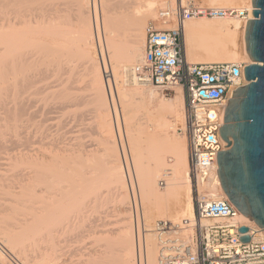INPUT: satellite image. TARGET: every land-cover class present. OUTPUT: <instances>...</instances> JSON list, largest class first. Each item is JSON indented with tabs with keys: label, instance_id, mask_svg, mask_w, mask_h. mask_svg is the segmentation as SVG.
I'll list each match as a JSON object with an SVG mask.
<instances>
[{
	"label": "bare ground",
	"instance_id": "6f19581e",
	"mask_svg": "<svg viewBox=\"0 0 264 264\" xmlns=\"http://www.w3.org/2000/svg\"><path fill=\"white\" fill-rule=\"evenodd\" d=\"M62 1L65 0H0V7H7L8 14L13 15L0 19V57H7L12 71L21 74L19 78L12 77L14 82L25 77L28 85L34 86V82L38 85L41 81L35 91L41 96L42 92L46 94L44 102L47 95L52 97L54 100L47 97L46 103L50 99L60 109L76 110L77 101L82 100L79 91L84 81L101 138H97L101 153L100 148L96 149L99 142L94 145L96 154L93 149H83L84 146L81 149L76 145L80 149L74 151L64 144L54 153L51 150L56 148L51 145L49 153L41 151L45 142L41 148L34 143L37 148L33 150L5 157L10 163L19 164V169L25 166L19 179H9L2 173L1 167L9 163L0 159V264H12V257L16 264H59L56 231L60 223L70 213L80 211L86 197L99 199L105 187L117 192L119 224L103 240L99 255L90 254L75 264H157L155 223L162 220L178 224L194 217L184 102L179 87L173 88L170 98L161 97L151 85L135 80L133 68L143 57L147 20H153L157 29L169 30L174 28L172 17L159 16L158 0H120L121 4L116 1L119 7L111 0H72V15L61 8ZM197 3L214 9L248 10V18H252L251 0ZM112 5L117 11L106 12ZM174 6L175 0H171L170 9ZM245 26V20L237 16L185 20L182 31L187 61L254 65L245 49ZM75 61L82 68L80 75ZM104 69L109 71L110 80L105 79ZM47 79L52 81L42 85ZM34 88L30 89L34 92ZM136 96L143 100L142 111L131 109ZM177 129L182 134H177ZM12 164L11 167L15 166ZM86 166L94 167L90 170L97 174L87 177L91 171L87 173ZM159 180L164 181L163 188L159 187ZM66 182L72 191L68 185L65 188ZM208 191L215 192L217 199L228 200L221 185L217 189L208 187ZM126 207L133 211L128 212ZM138 210L144 227L141 236L139 222L135 224L130 216ZM239 221L245 223L246 219L240 215ZM190 233V229L185 232Z\"/></svg>",
	"mask_w": 264,
	"mask_h": 264
},
{
	"label": "built area",
	"instance_id": "2783aa9c",
	"mask_svg": "<svg viewBox=\"0 0 264 264\" xmlns=\"http://www.w3.org/2000/svg\"><path fill=\"white\" fill-rule=\"evenodd\" d=\"M158 2L163 6L159 16L170 14L174 28L161 30L151 22L147 24L143 57L133 68V76L163 97L173 95L174 87L181 89L194 217L178 224L162 220L155 223L157 264H264V231L246 218L241 223V214L227 199H217L215 192L208 191V187L217 189L220 185L216 152L229 147H225L219 128L232 91L249 84L244 78L248 65L188 62L182 31L189 18L237 16L246 23L253 17L248 18V10L208 8L191 0L184 4L175 0L173 9L169 7L171 0ZM103 74L106 80L111 79L107 69ZM229 141L232 143V139ZM132 220L139 222L141 236L143 219L139 210L132 213ZM241 227L247 232L240 234ZM189 229L191 233L185 234ZM244 236L249 237L248 242L241 241Z\"/></svg>",
	"mask_w": 264,
	"mask_h": 264
},
{
	"label": "rangeland",
	"instance_id": "374dc122",
	"mask_svg": "<svg viewBox=\"0 0 264 264\" xmlns=\"http://www.w3.org/2000/svg\"><path fill=\"white\" fill-rule=\"evenodd\" d=\"M111 1L114 2V4L116 3V1L120 2V0L119 1L118 0H111ZM191 1H193V3H195V4H198L197 0H191ZM62 2L63 3L61 5L62 6L64 5V7L61 6V8L63 10H67L66 11L67 14L72 15V12L74 9V2L72 0H65ZM121 2H122V0H121ZM121 2L119 4H121ZM126 2L131 3V2H133V0H124L123 1V3H126ZM116 5H118V3H116ZM65 6H66V8H65ZM112 6L107 7V8H110L111 10L106 8L105 11L108 10L106 12L115 13V11H117V8H114V6L113 7ZM118 7H119V5H118ZM1 8L2 7H0V19L2 18V21H3V19L6 20L7 18H12L13 15L10 16V14H8V12L6 11L7 7L6 8L3 7L2 10H1ZM68 12H70V13H68ZM73 16H74V14H73ZM150 20L151 19L147 20V24L150 22L151 23L153 22V20H151V21ZM0 22H1V20H0ZM147 24H146V26H147ZM75 60L77 62L79 61V60H77V58H75ZM9 61L10 60L7 57H0V157H1L0 159H4V161H7V160H5V157L7 158V156H8L7 159H9V158L15 157V154H16V156H19L21 153H26V151L28 152L30 150H33L36 147V146H34V143H35V145H37V147L41 145L39 147V148H41L42 147L41 143H43V146H44V142H45V147H42L41 151L47 150L49 152L50 149L48 150V148L52 145L51 148L52 149L56 148V150H51L52 152L51 151L50 152L54 153L55 151H57L58 146L62 147V145L64 144L63 146H66L69 148L71 147V149H74V151L78 150L84 146L83 149L86 148L85 150H90V151L93 149V153L96 154L95 153L96 150H94L95 149L94 145H97L99 142V144L97 145L98 147H96V149L100 148L99 145H101V142H100V140H97V138L98 139L100 138L99 137L100 134H99V131L97 130L96 125H95L96 119H95V115L93 113L92 105L88 104L89 103L88 102L89 92H87L88 88L85 86L86 83L83 81V84L81 85V82H79L80 83L79 85L82 86V87H80V89L81 88L82 89L79 91V95L82 96V100H80L81 98H79V100L77 101V106L74 107L76 109L74 112L71 109H68V110L72 111L71 115H70L68 113V110L60 109V108H58L59 106H56V103L53 104L52 101L54 99L52 97H49V95H47V97L51 98L52 101H50V99H48V102L46 103L47 97H45L46 101L44 102L43 98L46 94H44V92H42L43 94L41 96V93L37 92V90L35 91V89L39 88V84L41 83V81H39L38 85H37V82L33 83V84L36 83L34 85L35 88L33 85L32 86L28 85L25 77L22 78L24 81L20 78L21 80L19 79L18 83L14 82L12 80V77L19 78L21 76V74H18V72L12 71V68H11V65L9 64L10 63ZM76 61H75V64H77ZM77 66L79 67V69L76 68V72H77V70H79L80 73L79 72H77V73H79V75H80V74H82V72H81L82 68L80 67V63L77 64ZM49 68L52 69L51 67H48V69ZM32 72H33V70H32ZM49 79H52V78H49ZM21 81H22V83H21ZM45 81H46V83H48L49 81H52V80H48V79L43 80L42 85L44 84ZM22 85H23V87H22ZM32 87L34 88V92L36 94L33 92L32 89H30ZM84 89H86V90H84ZM86 95H88V97ZM170 97L171 96L164 97V98L168 99ZM40 98H42V100H41L42 103L40 102ZM86 101H87V103H86ZM141 101H143V100H141L138 96L134 97L131 101L132 102L131 109L132 110H135L137 108L139 109L141 107ZM13 103H14V105H13ZM33 103H34V105H33ZM43 104H45V107ZM90 107H91V109H90ZM39 108H40V110H39ZM74 108H72V109H74ZM28 109H29V111H28ZM62 110H64L65 113L62 112ZM89 110H91V112ZM140 110H141V108L139 109V111ZM58 111L59 112L61 111V113L63 115L61 113H59ZM67 113H68V115H67ZM73 113H74V115H73ZM46 116H47V118H46ZM79 117H80V120H79ZM45 118H46V120H45ZM49 118H50V120H49ZM57 118H58V120H57ZM54 120H55V122H53ZM64 120H67V121L65 122ZM55 123H56V127H55ZM59 125H61V126H59ZM48 127H49V129H48ZM94 128L98 132H96L94 130ZM54 129H55V132L53 131ZM60 129H61V131H60ZM69 130L72 132V133L70 132L71 134L69 133ZM81 130H82V133H81ZM177 130H178V131H176L177 134H182V131L180 129H177ZM92 132H94V133H92ZM73 137H75V138L73 139ZM40 139H41V141H39ZM77 139L79 140V144H78ZM93 139L94 140L96 139V140L94 141ZM36 141L37 142L39 141V142L36 144ZM71 141H72V143H71ZM32 143H33V147H32ZM76 145H79L80 148ZM77 147H78V149H77ZM87 147H88V149H87ZM91 147H94V148H91ZM13 153H14V155H13ZM100 153H101V148H100ZM8 154L9 155L11 154V157ZM98 154H99V152L97 153V155ZM6 163H9V165H5L4 167H1V169H2L1 171L7 178L9 177V179H10V177L12 176L14 178L19 179L20 173L21 172L23 174L25 173V171L23 172V168L25 170L24 165H23V168L21 166V169H22L21 170V169H19L20 165L19 164L17 165L15 162H12L13 163L12 164L8 160ZM11 164H12V166L15 165V166H13L14 168L10 166ZM16 165L19 166V167H17L18 170H17V168L15 169ZM86 168H87L86 171L88 170L90 172L91 171L90 169H92L94 167H89V166L87 167L86 166ZM16 170L18 172H16ZM14 171H15V175L13 176L11 174H14ZM88 171H87V173H88ZM92 171H94V169ZM92 171L87 174V177H90V175L97 174V173L92 174L93 173ZM68 172H66V173L69 174ZM99 172L100 171H98V173ZM6 173H9V176H8V174L6 175ZM16 174H18V177H16ZM12 177H11V179H12ZM68 184H67V182H66V185L64 184L65 188L67 187ZM69 186L70 185H68V187ZM159 187L163 188L164 183L162 185H160V183H159ZM65 188H63V189L65 190ZM63 189L61 190V192L63 191V193H64ZM68 189L73 190L72 186H71V189H70V187ZM115 191L116 190L114 188L112 189L109 187L107 190V188L105 187L102 189V195H101V197H99V199L95 200L94 198L86 197L84 199L85 200L84 203L81 205L80 211L77 210L76 212L70 213L69 216L67 217V219H65L64 221H62V223H60V225L56 231V249H57L58 258L60 260V261L58 260L59 264H60V262L64 263L66 261L72 262V264H75L76 262L80 263V261H83L81 259L88 258V256L90 254L92 255L95 253L96 255H99L98 253L100 252V250H102V245L104 243L103 240L105 239V237L110 236V235H112V233H114V231L111 228L118 226L119 219L121 218V215L119 214L118 209H117V207L119 208V204L117 203V201L115 199V197L117 195V192H115ZM67 192L68 193H64V194H69V191H67ZM130 204H131V202L129 199V205ZM126 206H128V203L126 204ZM126 209H127V207H126ZM127 211L131 212L132 209L131 210L127 209ZM130 216H132V214H130ZM108 230H109V232H108ZM11 259H13L11 261L12 264H16V262H14V261H16V260H14V257H12Z\"/></svg>",
	"mask_w": 264,
	"mask_h": 264
},
{
	"label": "water",
	"instance_id": "95a60500",
	"mask_svg": "<svg viewBox=\"0 0 264 264\" xmlns=\"http://www.w3.org/2000/svg\"><path fill=\"white\" fill-rule=\"evenodd\" d=\"M251 3L253 19L246 21L244 43L254 65L244 68L249 84L232 91L224 109L219 130L229 149L216 152V166L228 201L264 229V0ZM238 232L244 234L247 228Z\"/></svg>",
	"mask_w": 264,
	"mask_h": 264
}]
</instances>
